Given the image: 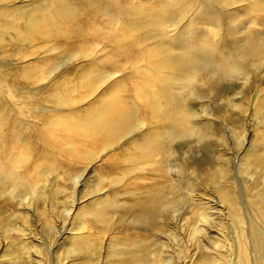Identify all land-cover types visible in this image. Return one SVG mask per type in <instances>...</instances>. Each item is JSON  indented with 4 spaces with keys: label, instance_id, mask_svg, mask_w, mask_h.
<instances>
[{
    "label": "rangeland",
    "instance_id": "1",
    "mask_svg": "<svg viewBox=\"0 0 264 264\" xmlns=\"http://www.w3.org/2000/svg\"><path fill=\"white\" fill-rule=\"evenodd\" d=\"M57 1L0 0V95L5 102L0 146L7 150L1 158L9 160L10 152L14 156L19 150L15 145L22 144L32 159L24 172L28 203L0 197V264H149L147 261L154 260L151 253L157 260H165L164 264L223 260L241 264L239 231L229 205L220 197V188L231 193L243 221L247 220L245 225L253 222L262 234L258 242H251L246 234V243L249 264H264V165L260 170L253 161L258 153L264 157V66L254 71L250 61L242 60L243 71L251 72L249 80L240 75L212 84L206 79L207 85L196 86L192 106L212 138L200 142L194 137L178 144L172 162L177 173L168 185H174L186 200L178 202L180 213L175 222L167 224L175 240L166 228L157 232L159 220L136 222L138 212L128 211L135 201L128 190L136 187L140 192L158 182L166 184L165 178L158 180L149 163L139 160L144 146L129 147L127 138L104 153L96 151L98 158L87 164L51 152L37 136L41 119L53 120L69 112L57 96L80 80H90L87 73L110 71L109 65L129 51L168 39L144 42V31L128 34V20L136 17L131 14L134 9L141 7L166 17L163 22L176 23L181 38L175 36L170 42L180 40L178 47L195 48L206 42L216 48L220 58L244 43L263 40L264 8L260 3L264 0H192L185 16L167 0H63L58 5ZM66 4L75 9L74 20L52 27L49 18L60 20L58 13L64 14ZM30 17L41 22L40 32L50 28L54 35L33 32L27 22ZM66 29L69 33L63 34ZM77 29L95 31L100 38L73 41ZM150 30L154 32L147 36L162 33ZM118 38L123 39L119 45L115 43ZM130 75L135 77L130 68L118 73L127 85ZM137 165L141 167L135 169ZM87 167L88 172L79 178ZM119 178L126 181L115 183ZM37 186L39 191L31 199ZM117 191L128 206L111 210L113 222L102 225L91 215L93 203L114 198ZM205 212L211 214L206 227L201 222ZM72 233L95 245V251L81 253ZM154 241L158 243L153 247ZM143 242L150 250L147 260H140L137 250Z\"/></svg>",
    "mask_w": 264,
    "mask_h": 264
},
{
    "label": "bare ground",
    "instance_id": "2",
    "mask_svg": "<svg viewBox=\"0 0 264 264\" xmlns=\"http://www.w3.org/2000/svg\"><path fill=\"white\" fill-rule=\"evenodd\" d=\"M62 1H57V5L62 4ZM167 1L176 11H180L181 16L187 15L191 9L192 0ZM54 6L56 5L52 7ZM260 6L264 8V2L260 3ZM63 10V15L58 13L60 20L49 18L52 27H59L63 20L68 22L74 20L75 9L73 7L66 4ZM131 14L136 17L128 20V34H136L142 30L144 35L141 39L144 42L165 36H168V39L155 41L156 45L154 46L147 45L136 51H129L119 61L109 65L110 71L87 73L86 76L90 74V80H80L77 84L66 89L61 97L57 96L62 106L68 105L69 112L53 120L41 119L42 128L37 132V136L51 152H60L68 160L87 164L98 158L95 154L96 151L104 153L121 144L127 138H129V147L133 145L134 148H142L144 146L143 150L139 152V160L142 161V164L149 163L150 170L157 175L158 180L165 178L166 184L158 182L156 186L150 185L140 192L135 186V188L128 190L127 193L132 194L135 200L128 207V211L138 212L134 216L136 222L152 224L159 220L157 232L166 228V232H169V236L175 240L177 237L173 236V232L169 230L170 226L167 224L168 222H175L176 215L180 213L178 202L186 200L185 195L179 196L177 194L174 185H168V182L175 179L177 173L172 162L178 152V144L194 137H197L200 142L212 138V135L203 130L201 121L198 120L199 115L192 106V96L196 94L195 88L198 84L207 85L206 79L210 84L236 78L240 75L245 80H249L251 72L243 71L242 60L250 61L254 71L264 66V38L255 43H244L239 49H235L233 54L229 53L219 58L216 48L209 46L206 42L195 48L190 46L178 47L177 44L180 40L171 43L170 41L174 40L175 36L177 39L181 37H179L176 23L163 22L166 17L150 14L141 7L134 9ZM27 22L28 26H32V31H37L40 36L54 35L55 31L50 28L40 32L41 22L35 18L30 17ZM170 26L175 28L167 29ZM150 28L160 29L162 33L147 36V33L150 35L149 32H154ZM68 33V29L63 32V34ZM74 34L73 41H85L88 36H91L92 39L100 38L95 31L91 33V31L77 29ZM122 40L118 38L115 43L119 45ZM128 40L133 43H141L137 39ZM181 44L184 43L181 41ZM140 64H144V67H140ZM129 68L135 77L130 75L127 78V85L121 82L118 73ZM3 104L5 105V102L0 95V127L3 125ZM142 141H145L144 144L141 143ZM15 146L19 150L15 152L14 156L10 152L11 158L7 161H2L1 158V155L7 150L0 146V197L28 203L25 202L29 197L26 194L24 172L28 169L32 159L29 157L30 153L25 152L22 144ZM253 161L260 170H263L264 157L262 154H256ZM140 167L137 165L135 169ZM19 168H22V171ZM88 169L89 167L85 168L78 177L83 176L88 172ZM132 171L130 170L127 174ZM79 178L73 180L76 186L79 183ZM123 180L125 179L119 178L115 183ZM38 191L39 187L37 186L34 188L31 199L35 198ZM116 193L114 198L106 197L97 203H93L91 215L102 225L107 226L113 222L109 214L111 210L125 209L128 206L119 199L123 194L119 191ZM219 194L224 202L229 205L227 206L228 210L233 216L234 225L238 229L236 230L239 231L240 262L241 264H249L246 234H248L251 242L253 240L260 241L262 234L254 227L253 222L245 225L247 220L243 221L240 208L233 202L231 193L220 188ZM201 215V222L206 227L205 224L211 220V214L205 212ZM72 240L79 247L81 253L85 255L91 254L96 249L95 245L86 244L85 241H82L79 233H72ZM157 243L154 241L152 246L154 247ZM167 243L170 244V241L168 240ZM137 250L141 251L140 260L149 258L150 250L144 242L139 243ZM151 255L154 260L147 261V263H165L163 259L157 260L155 253H151ZM187 257L185 255V258ZM168 261L169 259L166 260V262ZM211 263L226 264L224 260L221 263L216 261Z\"/></svg>",
    "mask_w": 264,
    "mask_h": 264
}]
</instances>
